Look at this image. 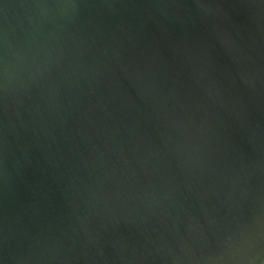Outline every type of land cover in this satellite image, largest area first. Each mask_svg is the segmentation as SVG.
<instances>
[{
	"label": "water",
	"instance_id": "water-1",
	"mask_svg": "<svg viewBox=\"0 0 264 264\" xmlns=\"http://www.w3.org/2000/svg\"><path fill=\"white\" fill-rule=\"evenodd\" d=\"M0 264H264V0H0Z\"/></svg>",
	"mask_w": 264,
	"mask_h": 264
}]
</instances>
